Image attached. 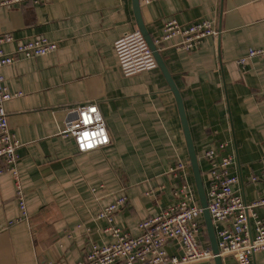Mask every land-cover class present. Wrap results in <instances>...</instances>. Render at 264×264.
I'll return each mask as SVG.
<instances>
[{
	"label": "crops",
	"instance_id": "obj_1",
	"mask_svg": "<svg viewBox=\"0 0 264 264\" xmlns=\"http://www.w3.org/2000/svg\"><path fill=\"white\" fill-rule=\"evenodd\" d=\"M3 1L0 34L13 37L2 47L6 53L39 38L56 43L57 50L1 69L8 90L21 93L4 110L19 143L28 218L17 221L13 180L3 173L0 264H76L91 243L113 241L96 215L120 196L127 203L112 226L136 236L141 220L175 201L182 174L196 193L176 103L158 67L130 77L120 71L114 43L138 31L131 0ZM140 12L153 42L169 20L183 27L206 20L218 32L191 51L177 48L178 38L158 51L181 95L203 183L209 169L203 154L215 149L219 157L235 159V189L253 202L264 189V181L249 180L259 176L264 158V63L252 58L242 69L236 61L264 46V0H158L140 2ZM85 103L97 105L112 142L79 154L72 138L59 135L61 111ZM178 163L184 172L171 174ZM199 222L204 225L202 216ZM206 236H200L205 245ZM166 251L179 255L175 242ZM222 262L237 264L231 257ZM251 264H264L263 255L256 253Z\"/></svg>",
	"mask_w": 264,
	"mask_h": 264
},
{
	"label": "built area",
	"instance_id": "obj_2",
	"mask_svg": "<svg viewBox=\"0 0 264 264\" xmlns=\"http://www.w3.org/2000/svg\"><path fill=\"white\" fill-rule=\"evenodd\" d=\"M21 0H5L2 5L7 6ZM33 4L44 3L47 0H25ZM158 0H140L149 5ZM218 32L209 21L203 20L186 27L175 20H169L162 27V34L153 43L158 46L172 39L180 41L177 48L191 51L199 47L207 37H217ZM13 41L10 33L0 34V175L9 172L15 187V197L21 212V218L26 220V209L23 189L17 169L16 150L19 143L8 127L7 114L4 104L21 96V93H11L2 75L1 69L13 64L20 58L31 59L41 57L57 50V44L39 38L27 42L17 43L13 53H6L3 46ZM114 52L121 73L130 77L142 72H148L157 67L152 51L139 31L127 33L114 43ZM252 58H259L264 63V46L248 49L236 63L244 69ZM63 116L59 135L72 138L76 152L85 154L104 149L111 145V137L107 131L105 121L95 103H85L61 111ZM54 116H60L54 112ZM103 130V135H100ZM89 134L92 147H83L84 134ZM226 145L220 144L219 149ZM203 157L208 161L204 189L207 199V210L211 217L217 241V255L223 259L233 258L237 264H251L252 257L261 253L264 257V189L257 194L256 199L247 203L238 194L235 187L239 183L236 176L230 174L235 165L231 156L219 157L215 149L206 150ZM183 164L178 163L170 173L184 172ZM180 183L175 194V201L161 210L157 215L141 220L138 223L139 233L129 236L112 226L114 214L127 203V197L122 195L115 202L109 204L96 215V219L106 223L113 241L109 244L91 243L85 251L83 259L76 264H199L213 262L214 254L200 239L205 230L199 222L202 209L196 200V193L185 179ZM252 183L264 181V158L261 161L259 176H251ZM175 242L179 255H170L166 251L169 243Z\"/></svg>",
	"mask_w": 264,
	"mask_h": 264
},
{
	"label": "water",
	"instance_id": "obj_3",
	"mask_svg": "<svg viewBox=\"0 0 264 264\" xmlns=\"http://www.w3.org/2000/svg\"><path fill=\"white\" fill-rule=\"evenodd\" d=\"M131 1H132L133 13H134L135 21H136V25H137V30L142 34V36L144 37L149 49L152 51L156 65H157L158 69L161 71L164 79L166 80L168 87H169V90L173 94V97H174V100L176 103V107H177V111H178V115H179V119H180V123H181L182 133L184 136L186 150H187V154H188L189 165H190V169H191L192 176L194 179L196 195L198 198L199 205L202 209V217H203L205 229L207 232V236H208V240H209V244H210V249L215 256L213 259V263L214 264H223L222 259L217 255L218 249H217V241H216L215 231H214V227L212 225L211 217H210L208 210H207V199H206V194H205V189H204V183H203L201 171H200L199 164H198V158H197V155L195 153V149H194L193 142L191 139V134L189 131V126L187 123V119H186L185 110H184L181 95H180L176 85L174 84L170 74L168 73V71L165 67L164 61H163L159 51L155 47L152 39L149 37V35H148L144 25H143V22L141 19V12H140V1L139 0H131Z\"/></svg>",
	"mask_w": 264,
	"mask_h": 264
},
{
	"label": "clouds",
	"instance_id": "obj_4",
	"mask_svg": "<svg viewBox=\"0 0 264 264\" xmlns=\"http://www.w3.org/2000/svg\"><path fill=\"white\" fill-rule=\"evenodd\" d=\"M100 135H103V130H101ZM84 143H83V147H92V143H89V134L85 133L84 137H83Z\"/></svg>",
	"mask_w": 264,
	"mask_h": 264
},
{
	"label": "trees",
	"instance_id": "obj_5",
	"mask_svg": "<svg viewBox=\"0 0 264 264\" xmlns=\"http://www.w3.org/2000/svg\"><path fill=\"white\" fill-rule=\"evenodd\" d=\"M203 233H206L205 230L203 231ZM206 237H207V236H206ZM206 246H207V247H210L209 240L207 241Z\"/></svg>",
	"mask_w": 264,
	"mask_h": 264
}]
</instances>
